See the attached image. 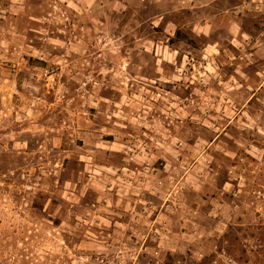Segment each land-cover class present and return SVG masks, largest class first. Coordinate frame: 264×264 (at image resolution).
Wrapping results in <instances>:
<instances>
[{"label": "clouds", "instance_id": "9594fccd", "mask_svg": "<svg viewBox=\"0 0 264 264\" xmlns=\"http://www.w3.org/2000/svg\"><path fill=\"white\" fill-rule=\"evenodd\" d=\"M0 264H264V0H0Z\"/></svg>", "mask_w": 264, "mask_h": 264}]
</instances>
